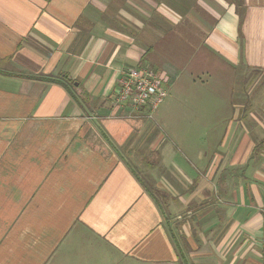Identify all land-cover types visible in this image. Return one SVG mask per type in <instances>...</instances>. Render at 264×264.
<instances>
[{"label":"crops","instance_id":"0c3cea01","mask_svg":"<svg viewBox=\"0 0 264 264\" xmlns=\"http://www.w3.org/2000/svg\"><path fill=\"white\" fill-rule=\"evenodd\" d=\"M141 61L169 73L165 118L185 125L112 107ZM248 69L264 71V0H0V264H263Z\"/></svg>","mask_w":264,"mask_h":264},{"label":"built area","instance_id":"2783aa9c","mask_svg":"<svg viewBox=\"0 0 264 264\" xmlns=\"http://www.w3.org/2000/svg\"><path fill=\"white\" fill-rule=\"evenodd\" d=\"M169 83L168 72L141 61L122 72L110 93V104L126 110L125 116L153 119L154 111L167 96ZM260 241L264 264V233Z\"/></svg>","mask_w":264,"mask_h":264},{"label":"rangeland","instance_id":"374dc122","mask_svg":"<svg viewBox=\"0 0 264 264\" xmlns=\"http://www.w3.org/2000/svg\"><path fill=\"white\" fill-rule=\"evenodd\" d=\"M249 41L251 42V40H246V42ZM245 41H243V39L240 37V40H239V44H240V47L244 48L246 46V44H244ZM251 46V44H247V46ZM254 60H250V62H252ZM250 68V67H249ZM261 70H257V69H248V73L246 74L247 77L249 79L251 84L250 86H248L247 88L251 89L253 87V80L252 79H255V80H259V76L260 78L262 76H264V71L262 73V75H257L258 73H260ZM181 85H182V82H181ZM178 87L176 86H171L170 90H169V93H167V97L165 98L164 102L158 106V108L154 111L153 115L156 113V120L158 121V118L160 120L161 116L163 115V118L164 120L167 122V124L170 126V128L172 129H176L173 125H174V122H178V120L180 119H177V120H174V119H167L165 118V113L169 112L172 113L174 112V108H176L177 110H179L177 108V103H176V98L178 97ZM244 93V92H243ZM166 110V111H165ZM162 114V115H161ZM159 122V121H158ZM185 120H180V126L183 124L185 125ZM181 128V127H180ZM175 139V138H173ZM148 143V140L145 142V144ZM134 154H131V159H129V163L130 165L132 166V168L137 172L138 174V177L142 179V181L144 182L145 185H148L149 187L152 186L154 184V178L156 175L159 176L160 174V166H159V162L156 161V159L153 158V153L151 152H145L146 154H148V157H150L151 155V159L152 161V165L149 166L147 165V163L145 164L144 162V159H143V153H144V149H139L138 151H135L133 152ZM144 153V154H145ZM150 154V155H149ZM155 195L158 197V202L159 204L163 203V201L159 198L160 195L159 193H155Z\"/></svg>","mask_w":264,"mask_h":264},{"label":"trees","instance_id":"16d2710c","mask_svg":"<svg viewBox=\"0 0 264 264\" xmlns=\"http://www.w3.org/2000/svg\"><path fill=\"white\" fill-rule=\"evenodd\" d=\"M239 6V5H238ZM237 8V7H236ZM239 8V7H238ZM150 192L152 193V195H155L156 191L155 190H150Z\"/></svg>","mask_w":264,"mask_h":264}]
</instances>
